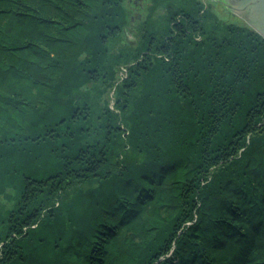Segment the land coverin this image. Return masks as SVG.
<instances>
[{
	"label": "trees",
	"instance_id": "trees-1",
	"mask_svg": "<svg viewBox=\"0 0 264 264\" xmlns=\"http://www.w3.org/2000/svg\"><path fill=\"white\" fill-rule=\"evenodd\" d=\"M205 0H0V264H264V37Z\"/></svg>",
	"mask_w": 264,
	"mask_h": 264
},
{
	"label": "flooded vegetation",
	"instance_id": "flooded-vegetation-1",
	"mask_svg": "<svg viewBox=\"0 0 264 264\" xmlns=\"http://www.w3.org/2000/svg\"><path fill=\"white\" fill-rule=\"evenodd\" d=\"M143 1V0H142ZM206 2H210V4L213 6H219V13L224 14V11L229 13V15L232 17H239L240 19H245L247 21V18L251 15L253 16V19L258 24H261L260 18H258V15L264 14V4L261 5L258 4L257 11H247V9L242 7L241 0H205ZM256 10V9H255ZM247 23V22H246ZM248 24V23H247Z\"/></svg>",
	"mask_w": 264,
	"mask_h": 264
},
{
	"label": "water",
	"instance_id": "water-1",
	"mask_svg": "<svg viewBox=\"0 0 264 264\" xmlns=\"http://www.w3.org/2000/svg\"><path fill=\"white\" fill-rule=\"evenodd\" d=\"M260 3L261 5L264 4V0H241L242 7L244 9L246 8L247 11L249 10L250 12L253 10L257 11L258 4ZM258 18H260L261 24L255 22L253 16L251 15L247 18V22L264 37V14L263 16L262 14L258 15Z\"/></svg>",
	"mask_w": 264,
	"mask_h": 264
},
{
	"label": "rangeland",
	"instance_id": "rangeland-1",
	"mask_svg": "<svg viewBox=\"0 0 264 264\" xmlns=\"http://www.w3.org/2000/svg\"><path fill=\"white\" fill-rule=\"evenodd\" d=\"M141 3H142V0H139ZM212 6V5H211ZM212 8H213V6H212ZM219 6H215L213 9H211L212 11H215V12H217L218 14H219ZM221 17H223V18H229V19H232V20H235L236 22H242V23H246L247 21L245 20V19H240L239 17H234V16H230L229 15V13H227V12H225L224 11V14H222V13H220L219 14ZM248 23V22H247ZM249 24V23H248ZM250 25V24H249ZM251 26V25H250Z\"/></svg>",
	"mask_w": 264,
	"mask_h": 264
}]
</instances>
